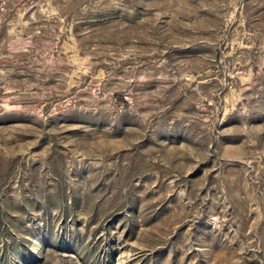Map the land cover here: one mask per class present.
Here are the masks:
<instances>
[{
    "label": "rangeland",
    "instance_id": "rangeland-1",
    "mask_svg": "<svg viewBox=\"0 0 264 264\" xmlns=\"http://www.w3.org/2000/svg\"><path fill=\"white\" fill-rule=\"evenodd\" d=\"M0 264H264V0H0Z\"/></svg>",
    "mask_w": 264,
    "mask_h": 264
}]
</instances>
